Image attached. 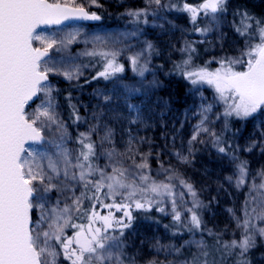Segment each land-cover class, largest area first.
<instances>
[{
    "label": "snow or ice",
    "instance_id": "1",
    "mask_svg": "<svg viewBox=\"0 0 264 264\" xmlns=\"http://www.w3.org/2000/svg\"><path fill=\"white\" fill-rule=\"evenodd\" d=\"M90 3L101 6L98 0H90ZM229 3L230 0H199L194 4L183 0L182 5H177L163 0H146L145 8L130 9L127 15L133 18L134 23L139 24L143 18L142 22L147 24L150 13L155 16L160 9L175 8L187 13L194 26L203 17L206 25L194 27V31L206 36L219 26L228 13ZM232 14L239 19L235 31L240 36L249 42L259 39L258 43H249L241 53L242 57H247L246 61L222 58L220 67L214 71L206 65L194 66L191 53L195 52V42L185 41L181 51L189 53L188 58L175 64L173 69L191 85L207 84L214 88L225 105V130L228 117L244 119L264 111V17H256L243 6L236 7ZM70 18L101 19L96 12L77 5L76 0H0V264H57L61 255L70 264H137L136 258L127 252L125 238V230L133 226V210L149 211L156 206L157 211L166 213L167 209L162 206L166 200L170 203L173 222L193 236L199 231L201 238L187 240L180 247L157 243L158 251L170 250V254L182 255L181 250L185 246L195 247L196 251L190 252L180 264H226L230 258H235L234 264H252L250 250L256 247L257 237L264 241V170L256 173L261 178L259 184L253 178L250 193L255 192V195L245 201L242 217H236L229 209L236 220V228L240 230L239 239L233 233L231 240H224L220 233L202 227L200 210L204 206L192 183L181 178L174 169L164 168L163 164L158 175L164 174L165 179L153 178L149 164L151 153H139L130 133L125 152H119L115 147L114 129L110 122L126 119L119 111L121 102L130 115L135 113L129 123L139 121L141 104L133 100L144 94L142 86L125 83L117 77L125 70L124 64L118 62L120 51L94 49L84 53L99 56L103 61L102 70L91 80L85 78V83L99 79L111 81L113 78L119 82L114 83L111 94L96 91L107 112H94L92 119L95 123L90 124L86 131L78 132L75 138L77 147H67L71 137L57 111L59 89L51 85L49 76L79 80L84 74L82 67L86 66L74 64V58L70 56L58 62L51 61L49 57L50 49L58 45L67 47L76 40V34L57 41L35 33L40 25L60 24ZM233 23L235 25V19ZM140 31L138 27L127 35L137 36ZM36 40L40 41L41 47L33 46ZM94 41L100 45L107 43L99 36ZM113 43H119V40ZM154 51L153 43L145 41L144 48L129 57L133 71L143 76L148 71L147 62L140 65V59L145 53L151 55ZM237 64H245V70L237 71ZM152 84L155 86L158 82L153 81ZM34 98L40 103L27 111L26 106L30 108ZM67 99L73 123L84 121L86 118L71 103V95ZM211 110V104H201V119L194 126L189 145L205 134L219 153L233 161L238 160L235 150L229 151L232 146L222 138V133L206 126L209 123L207 113ZM105 117L110 122H106ZM45 130L54 132L56 138L51 143L56 151L52 155L29 152L26 142L45 141ZM255 147L257 142L252 141L245 151H252ZM261 150L264 151V145H261ZM137 154L139 162L135 159ZM175 155L181 162L189 163L191 149L188 156L180 152ZM102 158L107 160L103 166L98 163ZM129 159L132 164L126 167L125 161ZM236 173L237 186L244 185L249 175L248 162L240 160L236 163ZM178 186L185 191H177ZM78 190L79 195H76ZM51 193L58 194L54 204L50 199ZM185 194L191 197V207L187 206ZM104 198H110L112 203H105ZM85 201L89 202L88 208ZM97 204L110 211L102 215L96 211ZM113 208L123 215L117 217L111 211ZM34 210L39 211L35 221L32 218ZM185 215L187 219L183 220ZM77 217H86L87 224L72 223ZM68 228L74 229L71 236L66 233ZM205 231L213 240L211 244L204 239ZM147 264L164 262L152 259ZM167 264L174 262L168 261Z\"/></svg>",
    "mask_w": 264,
    "mask_h": 264
},
{
    "label": "rangeland",
    "instance_id": "2",
    "mask_svg": "<svg viewBox=\"0 0 264 264\" xmlns=\"http://www.w3.org/2000/svg\"><path fill=\"white\" fill-rule=\"evenodd\" d=\"M81 1L84 0H76V4H79ZM165 1L166 0H163V2ZM141 2L142 5L146 6V0H141ZM231 7L234 8V0H230L229 8ZM153 8H155L154 5ZM229 12L230 11H228V13L221 19L219 26L215 27L213 31L209 32L204 38H201L200 40L194 39V41L204 42L207 44L208 49H210V53L208 54L210 59H213V57L217 58L214 67L207 65L210 71H214L220 67L219 61L222 58H241L242 60L246 61L247 57H242L241 53L246 49L249 43L255 44L259 42L258 37L252 39L249 42L246 37L236 34L234 35L232 32V20ZM148 21L153 29V35L155 40H157V44L161 51V68L154 66L148 68L149 72L143 77L145 78L143 79L144 81L141 80L140 82L136 80H129L127 77L119 78V80H122L125 83L136 84L138 87L142 86L144 94L135 97L133 100L134 103L141 104V119L135 124L129 123V120L134 118L135 113L130 115L123 107L122 102L119 106V111L124 114L126 119L117 122H110L107 121V117H105L106 122H110L114 129L113 141L115 147L119 152H125L130 133L131 136L135 138L133 145L139 153H151L149 156V164L150 166L151 163L155 165L154 167L157 170L156 173L159 178H162L163 175H158V172L161 171V164H163L164 168L174 169L181 178L192 183L196 190L203 187L204 180L211 182L212 185H215L218 190L221 189L224 192V196L228 197L229 204L226 209L228 214L226 215L231 219V222L235 224V229L240 232V230L236 228V220L233 219V213H235L236 217L240 216L238 213V199L235 190L240 188L244 189L245 187L249 192L251 199V196L255 195V192L250 193L253 178H255V182L257 184L261 182L260 177L257 176L256 173L262 169L263 165L256 164V166H252V168L248 169L249 175L246 178V183L238 187L236 183L237 175L233 172H230L233 167L229 168L230 173H224L222 167L223 165H221L225 162L227 167H229V165L232 166L235 161H233L230 157H222L220 153H218L216 156L210 137L202 134L198 138L197 142L189 145L188 142L193 135L194 126L197 125L201 119V104L203 103L205 105H212L211 112L207 113L209 117V123L206 126L210 127L217 133L223 132L222 126L225 124L223 112L225 110V105L223 101L219 100L214 88L207 84L193 86L194 97L192 100L187 101L182 108L178 107L175 101L170 100L169 97L166 96L170 92H173L175 86L170 84L167 85L168 81L165 80L166 74L164 72L174 61L175 56L179 52L181 44L188 39L187 32L191 29V27L190 23L188 24L187 21H185L183 14L177 13L173 15H167L164 9L158 10L155 16L151 15L150 13L148 15ZM161 25L163 27H161ZM127 33V30L122 26H99L94 28L85 27L83 24L79 23L76 25L70 24L59 29L54 27H42L41 29H38L35 34L42 37H47L49 39H55L57 41L66 39L69 34H76V40L71 44H68L67 47L58 45L57 47L50 49V52L51 50H55V55H49V57L51 58V61L58 62L61 60V58L70 56L74 58L72 61L74 64L82 66V57L84 56V53L93 51L94 49L117 50L121 52L120 56L122 57H130L131 55L140 52L138 42H131L126 39ZM97 36L103 38L105 41H107V43L104 45L97 44L94 41V38ZM115 40H119V43H113ZM33 43L35 45L41 46L40 41L38 40L33 41ZM70 47H76V49L71 50ZM245 67V64L235 65L237 71H243L245 70ZM54 77L65 79L62 76ZM119 80L114 79L109 85L96 87L90 92L89 101H85L83 103L85 112L83 115H81L86 118V121L89 122V125L95 123V121L92 119V114L94 112L100 110L107 112V108L96 95V91L100 90L105 94H111L114 83L119 82ZM153 81L158 82V84L154 86L152 84ZM50 83L53 86L52 80ZM162 88H164L163 93L158 91V89ZM39 103V100H35L34 103H30V108L26 106V110L31 111ZM56 103L58 104L57 100ZM114 106L115 105H109L108 107ZM57 111L60 118L62 119L59 109H57ZM249 119L250 120L249 122L247 121V125H245V121L241 122L242 128H240L238 132L240 133L238 145L241 144L242 147L248 146V144L251 142L250 140L252 135L255 136L258 133H263L262 128L264 129V111H258L253 117H249ZM243 127L246 128L247 133L245 134L242 133V131L245 129ZM44 135L46 137L45 141L41 145H30L28 147L29 152L47 153L52 155L56 151L55 146L51 143V141L56 138L54 132L50 133L48 130H45ZM100 135H103V133L101 132ZM93 139H96V136H94ZM199 140H203L204 142L200 143ZM67 147L72 148V138L71 142L67 144ZM189 149H191V156H189L190 162H181L175 153L180 152L183 155L188 156ZM25 155L27 156V153H25ZM210 156L213 157V162L210 161ZM135 159L137 162H139L138 154L135 156ZM218 163L220 164L218 165ZM131 164V159L125 161L126 167ZM229 177L232 179L229 180ZM177 191L185 190L178 186ZM49 195L52 203L54 204L55 200L53 193ZM76 195H79V190L76 192ZM184 199L188 202L187 206L191 207V197L185 194ZM99 208H97L96 211L104 214V208L101 206ZM113 209H111V211ZM229 209H232L233 213H230ZM34 211L36 220L39 217V211ZM182 218L186 220L187 215L183 216ZM163 235L164 232L162 231L161 227H158L157 225H153L148 229L144 228L143 226L133 229L131 228L128 231V235L125 234V238L128 239V242H130V245L133 247L132 256L136 258L138 264H146V262L149 260L160 258L159 255H155L151 249L154 244L160 243V239H162ZM191 239L199 240L200 238H198L196 235L193 236V234H190L183 240L182 243L184 244L185 241ZM138 244H144L146 246L145 248L142 246L141 249H137ZM185 247L188 248V246ZM62 258V255L58 257L57 264H63Z\"/></svg>",
    "mask_w": 264,
    "mask_h": 264
},
{
    "label": "trees",
    "instance_id": "3",
    "mask_svg": "<svg viewBox=\"0 0 264 264\" xmlns=\"http://www.w3.org/2000/svg\"><path fill=\"white\" fill-rule=\"evenodd\" d=\"M183 0H166L164 3L169 4H177L182 5ZM190 3H198L199 0H188ZM238 6L246 7L250 12L253 13H260V5L257 6V11L249 9L248 3L245 2V0H239ZM98 3L101 5L100 7H97L94 4L90 3V0H84L81 1L77 5H83L86 9L90 11H95L97 15L101 17L100 20H98L95 23H84L83 26L85 27H110V26H119L123 27L127 30V34L135 32L137 28L139 27L141 31L138 33L137 36H130L127 35L126 39L128 41H135L139 44V50L141 51L144 48V42L145 41H151L155 47V51L149 55L148 53H145L143 57L140 59V65L145 64L147 62V68H150L152 66L161 68V62H160V48L157 44V40H155V37L153 35V29L150 26V23L148 21L147 24H144L143 18L141 19V22L139 24L133 22V18L127 15L128 10H135V9H141L145 8L146 6L142 5L141 0H98ZM237 6V7H238ZM234 8H229L228 11L229 14L232 15V32L234 35H239L235 31V26L239 24L238 18H234L233 16V10ZM165 13L167 15H173V14H184L187 16V23L189 24V15L184 12L177 11L175 8L171 9H164ZM148 19V17H147ZM234 19H235V25H234ZM207 21L201 17L198 19L197 24L194 26L192 23H190L191 29L188 30V39L186 41L189 42H195L193 43V47L195 48V52L191 53L192 56V62L194 66H215L216 64V57H213V59H210L208 54L210 53V49H208V46L204 42H198L194 41V39H201L204 38V35H201L199 32L194 31V27H204L206 25ZM194 38V39H193ZM182 46V47H181ZM179 49L178 54L175 56L174 61L170 64L169 68L164 72L165 80L168 81L167 85H174L175 89L173 92H170L166 96L169 97L170 100L175 101V103L178 105V107H183L187 101H190L194 97V90L193 86L189 81H187L182 75H179L176 71H174V65L177 63H180L182 60L187 59L189 53L182 52L181 49L184 48L185 42L182 43ZM71 50H75L76 47H70ZM51 56L55 55V50H51L50 52ZM118 62L124 64L125 70L123 73L117 74L118 78H124L127 77L129 80L133 81H144V76L147 75L148 71L144 72L143 76H140L138 72H134L128 56H120L118 57ZM102 58L99 56H87L84 55L82 57V66L83 67V76L79 80H64L59 77L49 76V79L53 81V86L56 89H59V94L56 95V100L58 101L59 105V112L61 114L62 120L67 124L68 126V132L72 138V148L77 147L75 144V138L78 134V132H84L89 127V122L86 121H80L77 123H73V118L70 116L71 108L69 107V101L68 97L71 95L72 100L71 103L75 104L77 108L79 109V114H84V102L89 101L90 98V92L93 91L96 87L101 86H107L109 85L113 80L111 81H105L103 79L91 81V83H85V78L88 80H91V77L94 76L98 71L102 70ZM77 85H80L78 87ZM160 86V85H159ZM158 86V87H159ZM207 90V88L205 87ZM159 92L163 93L164 88L158 89ZM87 116V115H86ZM251 119V118H250ZM249 118L246 119H240L238 117H228V128L225 130L224 126L222 133V138L230 144L232 147L229 149V151L235 150V155L238 157V160H236L232 166L227 167V164L224 162L222 167L224 170V173L229 172V168L233 167L230 172L236 173V163H238L240 160H244L248 162V169L252 168V166L257 165H263L261 170H264V151L261 150V145H264V129L262 134L252 135L251 136V142L256 141L257 147L253 148L252 151H245L248 146L242 147L241 144L238 145V139H239V129L242 128L241 122L245 121V125H247V121L249 122ZM245 128V127H243ZM243 134L247 133L246 128L242 131ZM213 147V144H212ZM213 150L217 154L219 153L215 147H213ZM222 157H229L225 154L220 153ZM210 161L213 162V157L210 156ZM98 163L103 166L105 163H107V160L102 158L98 161ZM214 164V163H212ZM216 164V162H215ZM220 163H218L219 165ZM217 165V166H218ZM155 165L151 163L150 166V174L153 178L158 180L165 179V175H162V178H159L157 176V170L154 167ZM229 172V173H230ZM261 181V178H260ZM198 193V198L201 201L202 205L204 207L200 210V215L202 217L203 226H206L207 229H211L213 232L220 233L224 240H231L233 238V233H235V238L239 239L240 232L235 229V224L231 222V219L226 215L227 212V206L229 204L228 197L224 196V192L221 189H217L215 185H212L211 182L203 181V187L196 190ZM236 195L238 199V213L239 217H242L243 208L245 205L246 200H250V195L247 189L244 187L240 189H236ZM54 200L57 199L58 194L53 193ZM190 197V196H189ZM105 203H112L110 198H104ZM119 202V200L117 201ZM167 209L166 213H161L156 210V206H154L149 211H143V210H133V216L135 217L133 221V228H138L143 226L144 228L148 229L149 227H152L153 225H157L158 227H161L162 231L164 232V235L162 236V239H160L159 245H174L176 247H180L183 245V240L190 234L185 228L180 227L179 225L175 224L172 220V214H171V208L170 203L166 200L165 203L162 205ZM252 205H250L251 207ZM85 207H89V202L85 201ZM100 205L97 204L96 209L99 208ZM100 209V208H99ZM117 216H122V212L116 211V209H113ZM183 219V218H182ZM184 220V219H183ZM87 222V218L84 219L80 218H74L72 223H80L85 224ZM167 226V227H166ZM128 231L130 229H127ZM125 230V234L128 235V231ZM74 232V229L68 228L66 229L67 235H72ZM198 238H201L200 232H196L195 234ZM204 239L208 241L209 244L213 242L212 238L207 235V232H204ZM128 248L127 252L129 255L132 256L133 253V247L130 245V242H128ZM145 248L146 245L144 244H138L137 249ZM151 251L155 253V255H159L160 258L157 260L164 262V264H167L168 261L174 262V264H180V261L187 258L190 254V252H195V248H186L184 247L182 251V255L171 253L170 250H157V243L154 244ZM165 257V258H164ZM249 258L252 261V264H264V241H261L259 237H257V245L255 248L250 250ZM219 259V256L217 257ZM235 258H230L226 261V264H234ZM63 264H70V262L65 261L62 258ZM138 264V263H137ZM147 264V262H146Z\"/></svg>",
    "mask_w": 264,
    "mask_h": 264
},
{
    "label": "flooded vegetation",
    "instance_id": "4",
    "mask_svg": "<svg viewBox=\"0 0 264 264\" xmlns=\"http://www.w3.org/2000/svg\"><path fill=\"white\" fill-rule=\"evenodd\" d=\"M238 1L239 0H234V7L238 6V4H239ZM245 2L248 3L249 9L254 10L255 12L257 11V6L260 5V7H261L260 8V13H258V12L257 13H253L252 11H251V13L254 14L256 17H264V0H245ZM183 16H184L185 21H187V19H188L187 16L184 15V14H183ZM230 17H231V20H232V15L231 14H230ZM238 21H239V19H238ZM104 212H105L104 214H102V213L101 214L102 215H106L109 212V209L104 208ZM112 212L117 216V213L114 210H112ZM87 222L85 223V225L87 224Z\"/></svg>",
    "mask_w": 264,
    "mask_h": 264
},
{
    "label": "water",
    "instance_id": "5",
    "mask_svg": "<svg viewBox=\"0 0 264 264\" xmlns=\"http://www.w3.org/2000/svg\"><path fill=\"white\" fill-rule=\"evenodd\" d=\"M86 10H88V9H86ZM89 11V10H88ZM89 12H92V11H89ZM96 21H98V20H84V19H79V18H70V19H68V20H64V21H62L60 24H48V25H40V26H38V28L37 29H40V28H42V27H53V26H63V25H65V24H69V23H76V22H80V23H87V22H96ZM34 46V45H33ZM35 99V98H34ZM31 103V102H30ZM43 142V141H42ZM42 142H31V141H29V142H26V144L25 145H27V144H31V143H33V144H40V143H42Z\"/></svg>",
    "mask_w": 264,
    "mask_h": 264
}]
</instances>
